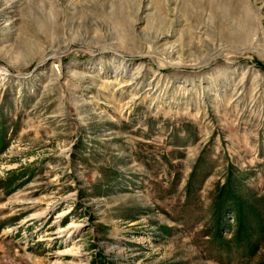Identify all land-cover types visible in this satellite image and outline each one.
Segmentation results:
<instances>
[{"label":"rangeland","instance_id":"rangeland-1","mask_svg":"<svg viewBox=\"0 0 264 264\" xmlns=\"http://www.w3.org/2000/svg\"><path fill=\"white\" fill-rule=\"evenodd\" d=\"M0 264H264V0H0Z\"/></svg>","mask_w":264,"mask_h":264},{"label":"bare ground","instance_id":"bare-ground-1","mask_svg":"<svg viewBox=\"0 0 264 264\" xmlns=\"http://www.w3.org/2000/svg\"><path fill=\"white\" fill-rule=\"evenodd\" d=\"M51 53H53V52H51ZM53 54H54V53H53ZM49 56H52V54L49 53ZM70 226H71V225H68L67 227H70Z\"/></svg>","mask_w":264,"mask_h":264},{"label":"trees","instance_id":"trees-1","mask_svg":"<svg viewBox=\"0 0 264 264\" xmlns=\"http://www.w3.org/2000/svg\"><path fill=\"white\" fill-rule=\"evenodd\" d=\"M245 228H248V226H246Z\"/></svg>","mask_w":264,"mask_h":264}]
</instances>
